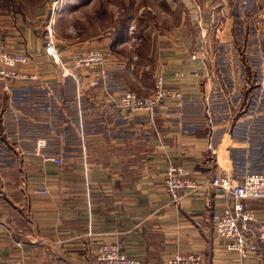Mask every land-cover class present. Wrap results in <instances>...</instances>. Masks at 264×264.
<instances>
[{
	"label": "crops",
	"instance_id": "0c3cea01",
	"mask_svg": "<svg viewBox=\"0 0 264 264\" xmlns=\"http://www.w3.org/2000/svg\"><path fill=\"white\" fill-rule=\"evenodd\" d=\"M20 1L5 6L0 0V44L26 52L22 68L39 78L20 83L0 78V264H95L102 241L118 243L140 264H162L175 251L199 252L204 264H264V247L244 257L226 248L212 212L233 200L211 183L214 175L237 182L254 168L264 172V104L234 116L235 105L223 104L238 93L260 90L264 96V40L261 55L259 43L257 55L245 58L231 49L237 44L236 22L248 42L251 29L264 33V0H245L251 7L240 11L232 10V1L219 0L214 27L221 38L204 39V59H192L185 40L155 45V71L175 95L165 96L152 112L131 115L88 84L94 68L82 69L78 83L61 74L43 53V35L36 29L38 19L50 14L49 0L33 9L34 27L27 26V5ZM88 4L68 0L57 16L77 14L73 20L80 23L77 12ZM109 33L104 38L57 33L56 39L69 59L90 45L116 48L122 37ZM113 53L117 58L105 59L102 80L118 92L128 88L134 65ZM252 81L258 89L248 86ZM153 85L154 78L150 90ZM42 152L62 161L43 160ZM170 161L181 163L199 184L178 201L163 188ZM246 203L264 230V199Z\"/></svg>",
	"mask_w": 264,
	"mask_h": 264
},
{
	"label": "built area",
	"instance_id": "2783aa9c",
	"mask_svg": "<svg viewBox=\"0 0 264 264\" xmlns=\"http://www.w3.org/2000/svg\"><path fill=\"white\" fill-rule=\"evenodd\" d=\"M56 12L52 7L47 16L43 33V53L48 56L59 68L61 74L72 78L76 83L81 80L82 69L94 68V77L88 81L93 87L101 88L106 93L110 103L117 109L128 115L140 110L152 112L167 95L174 96V91L165 87V77L162 73H156L154 85L146 94H140L133 89L125 88L113 92L106 86L103 77L107 69L105 59L116 55L110 49L97 46L88 47L82 51L72 52L69 59L64 55L63 49L58 45L55 32ZM204 33V32H203ZM206 47L200 46L198 53L192 52L190 57L204 59ZM29 55L23 51H9L0 44V78L14 82H33L39 76L28 72L22 65L28 62ZM39 147L45 145L44 139L37 141ZM43 160L61 162L62 158L41 153ZM211 183L224 189L232 196V204L221 210L212 212V219L217 234L226 239V248L237 252L240 256L258 253L264 247V230L258 229L254 213L247 207L249 198L264 199V172L248 171L242 178L233 182L227 174L214 175ZM199 184L195 176L182 164L170 161L163 174V187L170 200L178 201L184 194L197 190ZM36 191L47 193V188H39ZM95 264H140V260L125 252L116 242L102 241L99 243L94 256ZM162 264H204L202 255L195 251H175L161 259Z\"/></svg>",
	"mask_w": 264,
	"mask_h": 264
},
{
	"label": "rangeland",
	"instance_id": "374dc122",
	"mask_svg": "<svg viewBox=\"0 0 264 264\" xmlns=\"http://www.w3.org/2000/svg\"><path fill=\"white\" fill-rule=\"evenodd\" d=\"M2 1L5 6L9 5L10 0ZM63 1L49 0V12H51L52 7L56 12L55 21L58 17L57 12L59 8L64 7L66 2H68V0ZM88 1L79 0V3H89L88 6H80L79 11H76L80 15V23H77V20H73L78 16L77 14L72 17L71 14L68 16L64 12L63 18L58 17L57 33L64 37L69 34L67 38L90 37L92 35H101L99 38H104L103 36L107 35L109 31L111 32V34L109 33L110 35L114 34L115 37L121 36V44L111 51H115L121 54L125 60L133 62L134 69L127 74V87L140 94L150 91L153 78L156 74L155 61L157 49L155 45H162L164 42L172 40H185V42L191 43V53H198L200 46H205L204 39L212 43L214 40L221 38H216L215 32L218 28L214 27V23L218 20L214 11L219 5L217 4L219 0H92L93 4L90 3L91 0ZM230 1H232L233 11H240L242 7L244 9L250 6L249 2L245 0ZM205 2L208 3L206 4L207 7L203 6ZM22 3L27 5V9L25 8L29 16V19L26 21L27 26L34 27L32 25L35 20L33 9L42 3L44 4V1L23 0L22 2L21 0L19 5L22 6ZM19 5L14 6V8L17 9L20 7ZM46 18L47 15L40 17L37 21L39 25H37L36 29L41 35L44 33V26L42 25L45 24ZM84 19L86 21H83ZM236 24L237 30L235 29L233 37H237L238 41L236 40L237 44L231 48L233 49V53L242 58H245L247 53L257 55L255 49L259 43L261 49L259 48L258 53L261 55L264 33L261 30L254 32L251 29L248 37L250 42H248L245 40L246 33H244V30H240L244 29V27H240L241 24L237 22ZM252 34L254 35L250 36ZM92 46L97 45H90L89 47ZM231 49L228 48L227 50L231 51ZM256 82L261 81L256 80ZM256 82L252 81L248 86L258 89V85L260 84H256ZM225 99H223L224 105H235L234 109L236 111H232L230 113L231 116L252 114L246 113L250 109V105L264 104V96L260 90H257L255 94L243 93L241 95L238 93L228 95ZM219 111H221V108H219ZM252 171H258V169L254 168Z\"/></svg>",
	"mask_w": 264,
	"mask_h": 264
},
{
	"label": "trees",
	"instance_id": "16d2710c",
	"mask_svg": "<svg viewBox=\"0 0 264 264\" xmlns=\"http://www.w3.org/2000/svg\"><path fill=\"white\" fill-rule=\"evenodd\" d=\"M244 62H245V60H244Z\"/></svg>",
	"mask_w": 264,
	"mask_h": 264
}]
</instances>
